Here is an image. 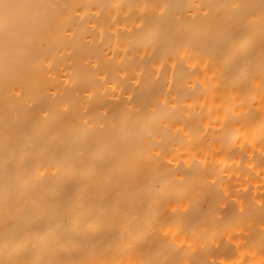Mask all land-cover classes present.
<instances>
[{
  "label": "bare ground",
  "instance_id": "1",
  "mask_svg": "<svg viewBox=\"0 0 264 264\" xmlns=\"http://www.w3.org/2000/svg\"><path fill=\"white\" fill-rule=\"evenodd\" d=\"M0 264H264V0H9Z\"/></svg>",
  "mask_w": 264,
  "mask_h": 264
},
{
  "label": "snow or ice",
  "instance_id": "2",
  "mask_svg": "<svg viewBox=\"0 0 264 264\" xmlns=\"http://www.w3.org/2000/svg\"><path fill=\"white\" fill-rule=\"evenodd\" d=\"M24 7V5L10 3L9 0H0V9L4 11L3 27L9 30L17 21L10 15V10Z\"/></svg>",
  "mask_w": 264,
  "mask_h": 264
}]
</instances>
